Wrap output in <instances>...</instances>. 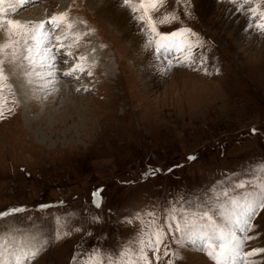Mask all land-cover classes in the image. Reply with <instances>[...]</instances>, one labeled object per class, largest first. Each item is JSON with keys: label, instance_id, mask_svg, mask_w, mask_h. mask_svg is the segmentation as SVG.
<instances>
[{"label": "rangeland", "instance_id": "1", "mask_svg": "<svg viewBox=\"0 0 264 264\" xmlns=\"http://www.w3.org/2000/svg\"><path fill=\"white\" fill-rule=\"evenodd\" d=\"M223 1L0 0V264H264V0Z\"/></svg>", "mask_w": 264, "mask_h": 264}, {"label": "bare ground", "instance_id": "2", "mask_svg": "<svg viewBox=\"0 0 264 264\" xmlns=\"http://www.w3.org/2000/svg\"><path fill=\"white\" fill-rule=\"evenodd\" d=\"M96 1L100 5H103L102 7H105V6L107 7L106 12L108 14H111L112 13L113 15H116L117 17L120 16L119 17V20L122 23L125 22L124 20L131 21L130 20L131 19V15H130L128 9L126 8V6H124L123 3L121 4V0H96ZM194 1L196 2V5L195 6L198 8L200 14H203V15H207L208 16V15L214 13L216 16L219 17V18H217V19H219V21L223 18V20H226V21L230 22L229 25H233V23L236 22V21H240V25L241 26L243 25V20H240V19L237 18L238 17V12L236 10H234L235 8L229 2H227V1H223L222 4L219 3L218 0H194ZM32 16H34V15H32ZM56 18H58V16ZM118 23H120V22H118ZM131 23H132V26H133L132 30H134L132 32L135 33V37H133V46H134V48L136 50H139V51L142 50L145 53L149 54L150 53L149 52L150 51V47H149L148 42H146V39L144 38L143 33L141 31L140 32L138 31V27L136 26V24L134 22H131ZM138 42H140V43H138ZM38 67L39 68H42L41 65L38 66ZM39 68H36V69L39 70ZM28 71L30 72V74H25V77L22 78L23 80L20 81V84L22 85V87L18 83L19 81L18 82H15L18 91L21 93L20 98L21 99H27V100L31 96V93H32L31 91L34 90V87L35 86H37V85L34 84V83L37 82V81L34 82L35 79H38V80L39 79H42V80H40L41 82H37V83L40 86H42V85L45 86V83L43 81V79H45L44 76H43L44 73L43 74H40L39 71H37V72L36 71L35 72L34 71H31V70H28ZM36 73H38V74H36ZM28 76H30V77H28ZM61 94H63L62 95V97H64L63 99L66 100V101H68V102L69 101L72 102L74 100L73 98L75 97V95L72 94V93H70L69 91H65V93L63 91V93H61ZM20 253H22V251H20Z\"/></svg>", "mask_w": 264, "mask_h": 264}]
</instances>
